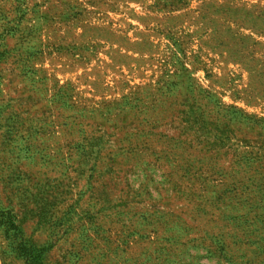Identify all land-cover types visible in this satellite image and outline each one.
<instances>
[{
	"label": "rangeland",
	"instance_id": "1",
	"mask_svg": "<svg viewBox=\"0 0 264 264\" xmlns=\"http://www.w3.org/2000/svg\"><path fill=\"white\" fill-rule=\"evenodd\" d=\"M264 264V0H0V264Z\"/></svg>",
	"mask_w": 264,
	"mask_h": 264
},
{
	"label": "trees",
	"instance_id": "2",
	"mask_svg": "<svg viewBox=\"0 0 264 264\" xmlns=\"http://www.w3.org/2000/svg\"><path fill=\"white\" fill-rule=\"evenodd\" d=\"M19 249L23 252L27 264H41L39 254L37 252L29 251L23 247H19Z\"/></svg>",
	"mask_w": 264,
	"mask_h": 264
}]
</instances>
